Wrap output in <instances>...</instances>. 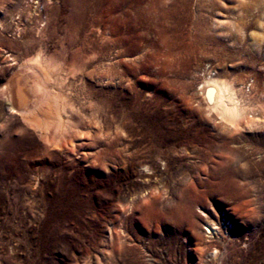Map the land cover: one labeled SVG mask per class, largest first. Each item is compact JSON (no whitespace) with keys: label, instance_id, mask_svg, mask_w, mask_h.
Returning <instances> with one entry per match:
<instances>
[{"label":"rangeland","instance_id":"1","mask_svg":"<svg viewBox=\"0 0 264 264\" xmlns=\"http://www.w3.org/2000/svg\"><path fill=\"white\" fill-rule=\"evenodd\" d=\"M70 1L37 18L0 0V264H264V0L120 1L87 36ZM170 3L186 11L162 33L145 11ZM40 45L76 137L39 138L3 94ZM208 77L242 96L239 123L204 99Z\"/></svg>","mask_w":264,"mask_h":264},{"label":"bare ground","instance_id":"2","mask_svg":"<svg viewBox=\"0 0 264 264\" xmlns=\"http://www.w3.org/2000/svg\"><path fill=\"white\" fill-rule=\"evenodd\" d=\"M120 1L123 3L126 0L70 1L71 10L69 19L74 22L75 27H73L75 28L76 32L78 30L79 32H82L84 36H87L86 32L90 29L93 30L92 27L99 26L101 22H105L102 20H113L114 22V19H116V16L114 14ZM33 3L35 4V10H33V14L34 16L37 14L36 16H38L37 18H39L42 17L43 14L45 15L47 9L50 7L49 4L51 3V0H34ZM153 3L155 2L153 1ZM137 11L139 10L136 8V12ZM185 11L186 6L184 4L177 5L174 3H170L167 7L162 4L156 6L155 4H153V6L151 5V8H149V10L145 11V14L151 22L159 24L161 26L159 30L163 33L166 31V27L163 25V21L170 19L174 13L181 12L185 14ZM119 17H121L123 20L129 18L128 13L124 11L120 14ZM31 18L34 19L33 15ZM37 18L35 17V19ZM160 18H162L163 21H161ZM41 23H43V19H40L37 26L39 28L38 30L42 31L43 24L41 25ZM97 30H99V28ZM91 35L90 37H88V43L92 44L93 46L95 42L93 41L94 39L91 40ZM100 39V45L97 47V50H94V47H92L90 52H99V58L103 59V56H105L106 54L105 52L110 41V37L104 34ZM76 43L77 39H71L70 37H61L58 42L59 46L65 50L75 47ZM92 55L94 56V54ZM93 56H85L87 58L85 64H93L95 61V57ZM68 57L71 59H81L78 56L76 57L74 52H69ZM22 66L24 67L23 70H21L23 72L15 73L8 80L7 84L5 82L6 85H3V87L6 86L3 94L4 96H7V98L11 101L15 109L13 110L19 112V115H21L23 120L32 125L39 138H43L46 140L49 139V130L52 127L54 128L53 135H62L65 138L76 137L77 133L71 130L70 120L68 116L67 118L63 116L62 111H64V109L62 103L59 101L54 92L47 89L46 84L51 79L53 70L57 67L53 58L46 56L43 47L40 45L37 53L32 57L26 59L23 62ZM201 92L204 99L210 105L211 109L223 121L227 122V124L234 125L241 121L242 114L246 108V105L241 104L242 96L239 98L235 87L229 81L220 78L208 77L203 81Z\"/></svg>","mask_w":264,"mask_h":264}]
</instances>
